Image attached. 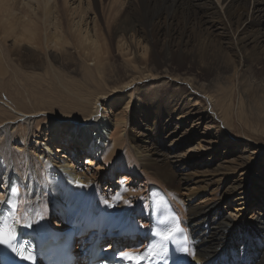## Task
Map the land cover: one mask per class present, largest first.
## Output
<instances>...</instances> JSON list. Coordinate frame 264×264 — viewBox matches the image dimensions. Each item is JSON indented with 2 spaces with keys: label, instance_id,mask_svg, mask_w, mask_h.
Listing matches in <instances>:
<instances>
[{
  "label": "bare ground",
  "instance_id": "obj_1",
  "mask_svg": "<svg viewBox=\"0 0 264 264\" xmlns=\"http://www.w3.org/2000/svg\"><path fill=\"white\" fill-rule=\"evenodd\" d=\"M30 1H35L37 10L29 5ZM57 1L64 19L62 0ZM48 2L0 0V82L10 72L7 47L8 39L13 37L17 68L33 71L53 65L38 46L47 47L54 41L62 49L61 63L68 68L79 65L84 82L95 87L86 91L75 88L68 103L32 112L20 109L9 97H0V182L4 183L0 184V220L1 208L9 200L8 183L18 176L20 217L36 219L42 214L51 224L66 228L76 217L109 210L122 219L130 216L131 225L146 231L150 188L158 186L169 194L188 226L194 261L254 264L259 256L255 264H264V217L258 213L264 211V173L258 183H239L231 178L240 169L248 171L255 153L264 152V146L256 147V140H251L231 157L239 137H264V35L256 26L248 40L240 38L246 21L241 10L253 19L258 13L264 16V8L261 13L256 0H217L215 7L205 6L203 0H101L107 20L103 42L93 49V58L100 65L95 73L75 58L56 31L49 33ZM92 4L99 11L98 0ZM18 8L22 15L15 11ZM215 21L229 32L228 37L220 35ZM138 38L150 44L149 56L139 63L140 76L133 72L122 78L113 66L114 42L118 39L124 45ZM25 40L34 42V46L22 45ZM14 72L21 75L18 70ZM103 80L113 81V86L103 87ZM139 82H144L142 88ZM157 84L165 88L150 90ZM127 87L134 88V106L139 111H107L106 99L113 91ZM136 114L144 117L139 130L134 125ZM101 117L111 123L107 132L104 128L108 123L100 121ZM192 120L195 122L191 125ZM203 122L214 134L196 136ZM96 124L104 129H99L98 138L90 135L98 131L93 129ZM214 136L217 139L211 138ZM87 140L86 145L79 146L80 141ZM196 140L197 147L190 148L196 156L187 157L179 151ZM193 164L197 168L191 172ZM117 170H121L120 185L115 192L111 187L102 193V176L114 179ZM139 178L140 186L132 187ZM232 189L237 196L231 202L240 210L228 212L221 201ZM251 189L258 196L249 207L247 193ZM250 208L256 209L254 220L239 216ZM236 224L241 231L228 229L222 245L214 249L206 237L208 229ZM257 227L258 232L250 229ZM231 239L234 247L239 246L234 251L225 248L231 245ZM110 249L108 245L106 251Z\"/></svg>",
  "mask_w": 264,
  "mask_h": 264
},
{
  "label": "rangeland",
  "instance_id": "obj_2",
  "mask_svg": "<svg viewBox=\"0 0 264 264\" xmlns=\"http://www.w3.org/2000/svg\"><path fill=\"white\" fill-rule=\"evenodd\" d=\"M18 1L21 3L22 0H18ZM118 1L123 2L125 0H118ZM203 1H204L205 6H210V7H213V6L215 7L216 6L215 3L217 2V0H203ZM91 2L93 3V0H62L61 5L64 8V12H65V18L62 19L60 16V12L58 11V8H59L58 1L57 0H49L47 8H49V10H50V14L48 15V23L49 22L50 23L47 25V27H48L50 34H52L56 31L57 36L66 40L64 44L68 45L70 50H72L74 52L75 58L78 57V60L80 62H84L85 64L91 66L94 69L95 73H98V71H100V68L98 66H100V65H98L96 63V60L93 57H95V54H94L95 53L94 51L96 50L95 48L96 47L99 48V44H101L103 42L101 37L105 35V26H106V20L107 19L105 18L106 16L103 15L102 10H101L102 9L101 3H100L101 0H98L99 11H97V9L95 10V8ZM256 2H257L256 4H257L258 8L260 9L259 11L261 13H263L262 10L264 8V0H256ZM29 5H31V7L33 9H35L37 6L35 1H30ZM233 5L236 7L238 5V3L235 2V4L233 3ZM19 6H21V4H19ZM36 10H37V8H36ZM15 11L18 14L22 15L21 10L19 8L16 9ZM242 11H243V17H244L243 19H246V21H245L244 26L242 27L243 30L241 32V35L243 33V36L241 37V35H240V38H242L244 40H248L249 36L253 33L256 26H258L260 28L261 33L264 35V16H262V14L258 13V14H256L257 16L254 17L253 19H248L247 12L244 11V9H242L241 12ZM20 19L24 20V18H20ZM214 23H215L214 24L215 27L217 28L216 30H218V32L220 33V35H222V37H228L229 36V32H227L226 29L224 30L222 28V25L219 24L218 21H215ZM55 24H56V26H55ZM251 29H253V30H251ZM96 31H97V33H96ZM45 33H46V31H45ZM85 38H87V39H85ZM98 39H100L101 41ZM13 42H14L13 37L8 39L9 45L7 44L8 45L7 51H8V53H10V56H9L10 59H9V57L7 59H8V61H10L11 66L9 68L10 72L5 75L6 78L2 79L1 80L2 82H0V85H1L0 89H2L0 92V97L2 99H5V98L7 99L9 97L10 100L12 99V100H15L17 102V104H18L17 106L20 107V109H24L26 111L32 112V111H35L36 108L37 109L41 108V107L53 108V107H58L60 104L68 103L69 98L71 96H74V95H72V93L75 91V88H79V89H82L84 91H86L88 89L89 90L94 89V87H95L94 84L88 85V83L86 84V82H84L82 69H80L79 65L78 66L74 65V66H76L75 68H68L65 65H63L64 63H61L60 58H59V56H60L59 54H61L62 49L59 48V46H57L54 41L49 42V44H48L49 46H47V47L45 45L38 46L39 50L45 52L46 56H48V61L53 65L50 64L51 65L50 67L43 66V67L34 69L33 71L28 69V68H20V67L17 68L18 66L16 67V65H17L16 60H15L16 55H15V53L12 49V45H11V44H13ZM21 44L22 45L27 44V46H30V47L34 46V42H32V41L30 42L28 40L21 42ZM90 44H92V45H90ZM120 44L121 43L118 42V39H116L114 42L115 47L112 50L113 57H114L113 66H115L117 69H119L118 70L119 76L122 78H126L127 76L132 75L133 72L137 73L140 76L142 71L138 66H139V63L141 62L142 59L149 56L148 50L150 48V44L143 42L142 40H140V42H139V38L137 41L134 40L132 43L125 42L124 45H120ZM90 46L92 47V49ZM94 46H96V47H94ZM93 49H95V50H93ZM92 50H93V52H92ZM57 58H58V60H57ZM75 64H77V63H75ZM14 65H15V67H14ZM174 67L175 68L177 67L176 64L174 65ZM47 69H49V74L47 73ZM177 69H178V71H180V69L178 67H177ZM16 70L21 72V75L15 73L14 71H16ZM101 70H103V69H101ZM258 71H259V69L256 68L255 73H258ZM29 72H31V74ZM22 74H23V76H22ZM29 74H30V76H29ZM147 81H150V80L148 79ZM36 84H38V85H36ZM108 84H110V86H113V81L107 80V82H105L103 80V83H102L103 87L109 86ZM137 85L141 86L140 88H142L144 85V82H139V83H137ZM83 86L86 89H84ZM164 88L165 87L162 86L161 84L160 85L157 84V85L150 87V90L154 89L158 92L160 90H163ZM132 89H134V88L133 87L132 88L127 87V88H125V90L113 91L111 93V95L109 96V98L106 99L107 100L106 101L107 111L113 112V113H115V112L118 113L121 110L126 109L127 112H129L132 108L139 111V109H137L135 107L137 104L136 103L137 102V99H136L137 94H135V92L133 93L131 91ZM134 104H135V106H134ZM32 108H34V109H32ZM142 120H144L143 115L136 114V116L134 117V125L136 127V130H139V128H141V126L143 124L141 122ZM193 120L190 121L189 124L192 125V122H195ZM100 121H102V122L104 121V123H108V127L106 126V128H104V129L106 132L109 131L110 127H111V123L107 122L106 118H102V120H100ZM191 125L189 127H191ZM206 125H208V123L203 122L202 126L200 128L196 129L197 130L195 132L196 136L205 137L206 134H211V133L214 134V131H211V129L208 128ZM143 126H145V125H143ZM93 129L95 131L96 130H98V131L94 132V131L90 130L91 131L90 135L95 134V136H93V137L98 138V135L100 133L99 129H101L99 127V124H96V126L94 125ZM104 129L102 128L101 130H104ZM146 132L148 133V130H146ZM211 138L217 139L216 136L211 137ZM251 140H254V141L256 140L255 141L257 143L256 147L264 146V141H263L264 137H262V136H260L259 138L239 137V143L234 144V147L232 148V150L234 151V154H232L231 157H235L236 155H238L235 152L240 151L241 149L246 147L247 141H251ZM80 142L81 143H79V146L86 145L88 140L86 142H82V141H80ZM196 143H197V140L193 144L187 145L186 147H184L183 150H179V151L181 153L185 152V155L187 157L196 156V151L194 149L190 150V148L197 147ZM220 151H221V149H220ZM61 153L63 154L65 152L62 151ZM84 156H86V155L84 154ZM78 160L81 161V159H78ZM84 161H86V159ZM196 161H198V160H196ZM99 165H102V164L99 163ZM248 167H249L248 171H244V170L240 169L236 173V175L231 176V178H236L239 183H247V182L248 183H258V182H261V176H262L261 174L264 173V152L255 153V155H254L253 159L251 160V163L248 165ZM196 168H197V166L193 164V166H190V171L192 172ZM120 171L121 170H117L116 173L118 175H116V177H114V179H111L109 177L110 175H103L102 176L103 177L102 183H103V187H104V188L102 187L103 188L102 193H107V191H109L111 187L113 188V190H112L113 192L116 191L115 188H117V186L120 185L118 183V181L120 180L119 179L120 174H121ZM123 176H125V173L123 174ZM228 180H230V179H228ZM139 181H140V178L137 179L136 181H134L132 183V187H134V188L139 187L140 186ZM115 182H117V183H115ZM226 182H227V180L225 181V183ZM0 184H4V183L0 182ZM226 184H228V183H226ZM261 184H263V183H261ZM225 186L226 185H223V188H225ZM212 187H213V189H215L214 188L215 185H212ZM211 190H212V188H210V191ZM258 192H260V191H258ZM236 196H237V194L234 192V189L231 190V194L229 196H226V197L224 196V198L221 201L222 207L224 208V210H226L228 212L240 210L239 206L235 205V202L234 203L231 202V200L234 199ZM247 196H248L247 201H248L249 207H250L251 202L253 201V199L257 198L256 196H258V193H257V191H254L253 189H251L247 193ZM106 198H108V196ZM213 201L219 202V198H214ZM254 210H256V209L250 208L249 210H246V211H243L242 213H240L239 216L244 217L246 215L248 217V219L254 220L257 217V215L254 216L255 215ZM261 211L258 213H262L260 216L264 217V211H262V212ZM252 216L255 218H253ZM51 218H52V220L54 219L55 221H61L60 217L51 216ZM222 225H224V223H222ZM210 227H211V225H210ZM231 228L234 231H241V229H242L237 224L229 226L225 229H223V227H220V229H217V228H209L208 229V231L206 233V237L208 238V240L213 242V245H215V247H213L214 249H217V247L222 245V242H224L225 236L227 234V230L231 229ZM250 229L253 232H258V230L260 228L257 227L255 229H253V228H250ZM235 238L239 239L240 237H235ZM232 239H231V245H229L225 248L226 249L232 248L233 249L232 251H234V248L236 249L239 246L236 245L234 247ZM76 250L78 251V249H76ZM213 251L215 252L216 250H213ZM258 257L259 256H257L256 259L254 260V264L258 260Z\"/></svg>",
  "mask_w": 264,
  "mask_h": 264
},
{
  "label": "snow or ice",
  "instance_id": "obj_3",
  "mask_svg": "<svg viewBox=\"0 0 264 264\" xmlns=\"http://www.w3.org/2000/svg\"><path fill=\"white\" fill-rule=\"evenodd\" d=\"M181 231L179 224H176L173 228H171L166 233H162L163 239L167 240L173 237V235L177 232ZM14 239L13 234L9 229H0V244H9ZM13 251H16L18 255L27 260L31 261L32 257L30 255H26L25 252L21 249L14 248ZM120 255L124 258H127L130 261L136 262V264H142L143 260L147 259L149 256L156 255L153 249L150 247L146 250L144 255L140 253H132V252H122Z\"/></svg>",
  "mask_w": 264,
  "mask_h": 264
}]
</instances>
